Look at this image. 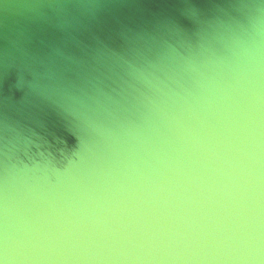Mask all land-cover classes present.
<instances>
[{
	"label": "water",
	"instance_id": "95a60500",
	"mask_svg": "<svg viewBox=\"0 0 264 264\" xmlns=\"http://www.w3.org/2000/svg\"><path fill=\"white\" fill-rule=\"evenodd\" d=\"M0 264H264V0H0Z\"/></svg>",
	"mask_w": 264,
	"mask_h": 264
}]
</instances>
